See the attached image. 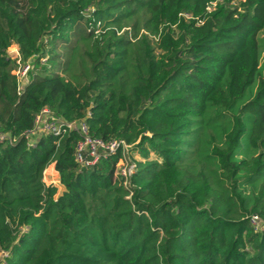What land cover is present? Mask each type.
<instances>
[{"label": "trees", "instance_id": "1", "mask_svg": "<svg viewBox=\"0 0 264 264\" xmlns=\"http://www.w3.org/2000/svg\"><path fill=\"white\" fill-rule=\"evenodd\" d=\"M263 31L264 0H0V264H264ZM45 107L129 185L79 131L30 146Z\"/></svg>", "mask_w": 264, "mask_h": 264}, {"label": "built area", "instance_id": "2", "mask_svg": "<svg viewBox=\"0 0 264 264\" xmlns=\"http://www.w3.org/2000/svg\"><path fill=\"white\" fill-rule=\"evenodd\" d=\"M13 46H16V54L12 55L11 57L20 63L21 57L19 53V46ZM30 68L31 64L28 62L25 65L20 64L19 67L14 71L22 85L25 83L26 76ZM71 130L79 131L82 136V139L76 148V160L82 166L92 167L93 165L99 163L102 159H107L111 155L117 153L118 150H121L122 160L118 165V173L124 178L125 184L129 185V179L135 172L136 168V163L133 160L130 152V145L126 144L123 140L116 139L106 142L100 138H93L89 134L88 126L84 121L80 124H77L76 122H67L61 118H55L52 115L51 110L45 107L36 116L34 127L26 134V136L29 139V145L33 146L35 144V142L32 140L34 135L38 136L39 134L43 133L62 135ZM7 139L8 136L4 132L0 131V143L5 142ZM9 140L11 142L15 141V139ZM252 222L255 225H258L257 216H253Z\"/></svg>", "mask_w": 264, "mask_h": 264}, {"label": "rangeland", "instance_id": "3", "mask_svg": "<svg viewBox=\"0 0 264 264\" xmlns=\"http://www.w3.org/2000/svg\"><path fill=\"white\" fill-rule=\"evenodd\" d=\"M261 37V39L264 41V31L261 33V35H260ZM15 50H16V46H12L10 49H9V51H8V54L10 55V56H12V55H14V54H16V52H15ZM262 63L264 64V52H263V54H262ZM38 136H33V141H35V139L37 138ZM139 156L137 155V153H135V154H133L132 155V158H138ZM52 171V172H51ZM54 172V173H53ZM44 181L47 183V184H54V185H59V174H58V172L56 171V169H55V164L54 163H52L46 170H45V172H44ZM59 190H61V189H59ZM6 253H4V252H0V260H2L3 259V257H4V255H5Z\"/></svg>", "mask_w": 264, "mask_h": 264}, {"label": "bare ground", "instance_id": "4", "mask_svg": "<svg viewBox=\"0 0 264 264\" xmlns=\"http://www.w3.org/2000/svg\"><path fill=\"white\" fill-rule=\"evenodd\" d=\"M52 172V171H51ZM54 173V172H53Z\"/></svg>", "mask_w": 264, "mask_h": 264}]
</instances>
